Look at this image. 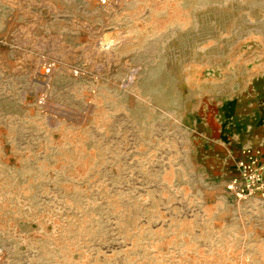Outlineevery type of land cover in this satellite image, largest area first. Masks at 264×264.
Returning a JSON list of instances; mask_svg holds the SVG:
<instances>
[{
	"label": "rangeland",
	"instance_id": "374dc122",
	"mask_svg": "<svg viewBox=\"0 0 264 264\" xmlns=\"http://www.w3.org/2000/svg\"><path fill=\"white\" fill-rule=\"evenodd\" d=\"M263 146L264 0H0V264H264Z\"/></svg>",
	"mask_w": 264,
	"mask_h": 264
},
{
	"label": "built area",
	"instance_id": "2783aa9c",
	"mask_svg": "<svg viewBox=\"0 0 264 264\" xmlns=\"http://www.w3.org/2000/svg\"><path fill=\"white\" fill-rule=\"evenodd\" d=\"M263 147L247 149L245 157L235 161V174L226 182V191L237 199L264 196Z\"/></svg>",
	"mask_w": 264,
	"mask_h": 264
},
{
	"label": "bare ground",
	"instance_id": "6f19581e",
	"mask_svg": "<svg viewBox=\"0 0 264 264\" xmlns=\"http://www.w3.org/2000/svg\"><path fill=\"white\" fill-rule=\"evenodd\" d=\"M114 45V41L110 40L108 38H103L99 44H98V48L101 51H109L111 49V47Z\"/></svg>",
	"mask_w": 264,
	"mask_h": 264
}]
</instances>
